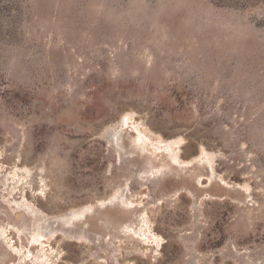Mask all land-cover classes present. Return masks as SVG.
<instances>
[{
	"label": "rangeland",
	"instance_id": "rangeland-1",
	"mask_svg": "<svg viewBox=\"0 0 264 264\" xmlns=\"http://www.w3.org/2000/svg\"><path fill=\"white\" fill-rule=\"evenodd\" d=\"M0 264H264V0H0Z\"/></svg>",
	"mask_w": 264,
	"mask_h": 264
},
{
	"label": "water",
	"instance_id": "water-1",
	"mask_svg": "<svg viewBox=\"0 0 264 264\" xmlns=\"http://www.w3.org/2000/svg\"><path fill=\"white\" fill-rule=\"evenodd\" d=\"M155 148H156L157 150H163V151H166V152H167L168 149H169L166 145H164V146H162V147H160V148H159V147H155Z\"/></svg>",
	"mask_w": 264,
	"mask_h": 264
},
{
	"label": "bare ground",
	"instance_id": "bare-ground-1",
	"mask_svg": "<svg viewBox=\"0 0 264 264\" xmlns=\"http://www.w3.org/2000/svg\"><path fill=\"white\" fill-rule=\"evenodd\" d=\"M157 145H159L158 147L160 148V147H162L161 145H163V144L158 142ZM156 151H159L160 152L161 150H156Z\"/></svg>",
	"mask_w": 264,
	"mask_h": 264
}]
</instances>
